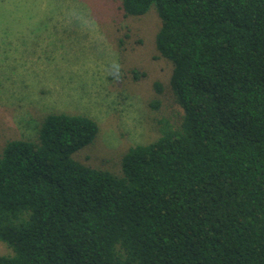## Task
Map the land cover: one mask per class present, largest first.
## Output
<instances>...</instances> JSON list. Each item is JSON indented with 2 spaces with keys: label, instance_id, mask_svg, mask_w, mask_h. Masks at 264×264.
<instances>
[{
  "label": "trees",
  "instance_id": "trees-1",
  "mask_svg": "<svg viewBox=\"0 0 264 264\" xmlns=\"http://www.w3.org/2000/svg\"><path fill=\"white\" fill-rule=\"evenodd\" d=\"M120 8L155 9L178 118L158 119L119 173L74 157L100 129L86 114L50 112L36 139L7 141L0 264H264V0Z\"/></svg>",
  "mask_w": 264,
  "mask_h": 264
},
{
  "label": "rangeland",
  "instance_id": "rangeland-1",
  "mask_svg": "<svg viewBox=\"0 0 264 264\" xmlns=\"http://www.w3.org/2000/svg\"><path fill=\"white\" fill-rule=\"evenodd\" d=\"M15 1L0 0V150L36 139L50 112L82 113L100 129L74 157L119 173L121 155L152 141L158 119L180 112L172 66L156 49L155 9L126 17L120 0ZM155 98L159 111L150 108ZM9 250L0 242V256Z\"/></svg>",
  "mask_w": 264,
  "mask_h": 264
}]
</instances>
